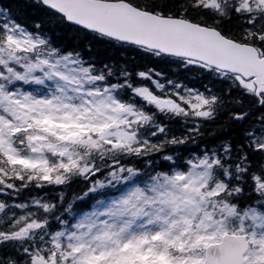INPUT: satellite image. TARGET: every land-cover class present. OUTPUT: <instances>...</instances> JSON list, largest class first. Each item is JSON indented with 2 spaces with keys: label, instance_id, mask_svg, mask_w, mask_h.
Instances as JSON below:
<instances>
[{
  "label": "snow or ice",
  "instance_id": "6c2138e0",
  "mask_svg": "<svg viewBox=\"0 0 264 264\" xmlns=\"http://www.w3.org/2000/svg\"><path fill=\"white\" fill-rule=\"evenodd\" d=\"M0 264H264V0H0Z\"/></svg>",
  "mask_w": 264,
  "mask_h": 264
}]
</instances>
